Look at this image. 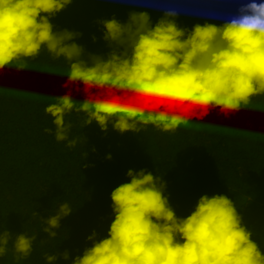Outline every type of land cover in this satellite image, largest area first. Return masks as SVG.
Wrapping results in <instances>:
<instances>
[{"label":"clouds","instance_id":"clouds-1","mask_svg":"<svg viewBox=\"0 0 264 264\" xmlns=\"http://www.w3.org/2000/svg\"><path fill=\"white\" fill-rule=\"evenodd\" d=\"M72 2L0 0V70L26 68L43 48L53 59L63 57L68 63L69 81L131 93L144 106L106 98L77 103L67 94L52 97L55 102L45 113L53 118L55 130L44 131L57 142L66 141L70 149L79 138L69 139L72 125L65 124L64 116L73 111L85 113L83 127L95 121L101 131H107L109 122L121 134L138 132L137 124L174 131L188 124L186 108L239 110L264 94V0H99L147 8L161 18L153 25L148 11H139L129 13L125 23L101 21L110 51L106 56L88 54L87 59L84 48L74 42L80 33L54 31L50 23ZM181 16L205 23L181 28L175 23ZM126 175L129 182L111 192L114 219L106 237L97 240L93 233L88 237L91 246L72 264H264V253L227 196L202 195L191 214L180 218L164 195L166 182L160 176L144 169H129ZM71 212L62 203L44 220L49 238L56 237L53 230ZM10 240L15 259L22 260L31 255L36 236L21 233L13 238L0 227V258ZM61 258L67 260L68 253ZM45 259L52 264L57 257Z\"/></svg>","mask_w":264,"mask_h":264},{"label":"trees","instance_id":"trees-1","mask_svg":"<svg viewBox=\"0 0 264 264\" xmlns=\"http://www.w3.org/2000/svg\"><path fill=\"white\" fill-rule=\"evenodd\" d=\"M139 11L148 9L73 0L50 23L54 31L80 33L74 42L84 48L87 59L88 54L106 56L110 51L101 21L115 18L125 23L129 13ZM148 15L153 25L161 18L157 12ZM175 23L191 30L205 21L181 16ZM68 67L63 57L53 59L42 48L26 68L0 70V227L13 238L21 233L36 236L31 255L22 260L15 259L10 240L0 264H47L46 255L57 257L52 264H72L91 246L88 237L93 233L97 240L106 237L114 219L111 192L129 182V169L160 176L166 182L164 195L180 218L191 214L202 195L227 196L264 253V94L239 110L186 108L188 124L174 131L137 124L138 132L121 134L111 122L107 131H101L95 121L83 127L85 113L73 111L64 116L65 124L72 125L69 139L79 138L70 149L66 141L57 142L54 134L44 131L55 130L53 118L45 113L55 102L52 97L67 94L77 103L106 98L144 105L131 93L69 81ZM62 203H68L72 212L53 230L56 237L49 238L44 220ZM64 252L67 260L61 258Z\"/></svg>","mask_w":264,"mask_h":264}]
</instances>
